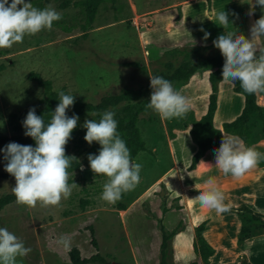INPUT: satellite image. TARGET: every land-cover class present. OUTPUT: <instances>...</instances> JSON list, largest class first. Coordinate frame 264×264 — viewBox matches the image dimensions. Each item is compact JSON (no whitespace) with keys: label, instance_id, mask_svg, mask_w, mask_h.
<instances>
[{"label":"rangeland","instance_id":"rangeland-1","mask_svg":"<svg viewBox=\"0 0 264 264\" xmlns=\"http://www.w3.org/2000/svg\"><path fill=\"white\" fill-rule=\"evenodd\" d=\"M63 1L31 0L40 9L51 5L62 14V19L54 22L50 31L26 35L22 43L0 48L5 52L0 58V65L4 66L0 71V136L14 134L9 124L11 114L21 115L42 106L43 90L28 79L30 72L50 81L54 91L64 89L90 104H97L105 96L117 95L123 89L144 87L150 89V102V76L174 70L183 61L176 52L193 51V59L211 55L207 48L213 43L203 45L202 42L208 43L227 31L249 36L251 25L264 15L259 6L254 15L247 14L253 0H117L100 5L92 25L84 31L85 16L72 5L77 0H69L71 3L65 8L61 7ZM222 11L230 13L232 23L227 29L217 19ZM205 32L210 33L207 40ZM187 37L191 39L185 41ZM256 43L263 48L264 37ZM195 77L202 82L207 72ZM199 84L198 99L193 105L195 112L208 103L204 102L205 89H208L207 99L210 93L207 82ZM173 86L177 91L184 87L178 83ZM259 94L264 97V93ZM141 104L131 105L138 108ZM242 106L243 96L233 92L232 82H222L214 126L218 128L234 120ZM109 111L115 112L116 119V109ZM92 116L79 120L67 144L70 154L80 162L81 170H89L90 178L83 179L78 171L71 173L69 183L78 186L59 206L40 207L38 204L30 208L14 202L0 211V227L7 228L32 249L26 257H18L17 264H73L72 260L89 259L95 254L106 263L87 264H159L160 245L165 237L168 239L166 264H201L200 259H196L195 228L203 222L202 236L218 248L214 249L208 264H264V174L255 185L232 192L218 189L229 182L221 178V174L215 177L213 185L202 186V191L213 187L222 191L226 196L224 203L235 210L242 206L253 208L251 214H244L248 218L245 225L250 226L251 234L258 235L237 242L239 229L244 224L240 215L231 210L217 214L204 207L200 208V213L193 199L198 195L193 185H187L184 191L180 188L178 179L190 172L188 167H182L188 156L189 134L178 135L176 153L180 163L177 167L166 124L164 137L169 142L160 138L159 130L149 128L143 116L138 127L151 154L146 152L147 156L134 160L142 165L138 186L127 192L123 201L110 204L101 198L108 178L94 174L88 161V155H98L101 147L96 142L89 145L84 139L87 130L83 124ZM195 118L194 111L189 110L183 118L166 121L176 137L177 132L186 129ZM6 145L0 146V150ZM2 153L0 151V196L12 192L16 184L15 178L4 170L6 162L2 160ZM190 179L200 181L195 177ZM61 236L71 240L70 248L57 243ZM92 237L97 248L92 245ZM231 239H235L234 245L228 243Z\"/></svg>","mask_w":264,"mask_h":264},{"label":"clouds","instance_id":"clouds-1","mask_svg":"<svg viewBox=\"0 0 264 264\" xmlns=\"http://www.w3.org/2000/svg\"><path fill=\"white\" fill-rule=\"evenodd\" d=\"M257 6L264 11V0H253L248 15H254ZM229 16L226 11L217 16L224 29L231 22ZM61 19L62 14L51 5L40 9L31 0H0V48L22 43L26 35L50 31L54 22ZM209 36L210 33L205 32L204 39ZM261 37H264V15L251 25L249 36L227 31L213 41L224 57L222 82L239 81L245 93H264V48L256 43ZM150 87L152 91L147 108L161 119L183 118L189 112V99L177 91L171 81L162 76H150ZM59 101L49 123L45 124L44 117L37 115L35 108H31L22 121L25 136L31 137L35 146L10 142L0 150L6 161L4 170L15 178L12 191L19 205L30 208H36L38 204L40 207L59 206L78 186L69 183L68 171L77 158L66 155V145L79 122L78 115L67 114L68 109L74 106L75 96L61 91ZM83 127L87 130L85 141L89 145L96 142L101 146L98 155H88L92 172L108 178L101 198L115 204L124 193L138 186L142 165L133 160L130 149L117 131L118 121L114 111L104 112L99 121L85 120ZM214 153L215 166L223 174L230 173L234 178L244 176L264 158L254 148H245L238 139L224 135ZM214 182V178L206 181L208 185ZM195 188L199 194L193 199L201 207L214 210L217 214L231 210V205L224 203L226 196L222 191L214 187L201 191L199 185ZM57 243L64 248L71 247V240L65 236H61ZM31 251L22 239L7 228L0 227V264H17L18 257H26Z\"/></svg>","mask_w":264,"mask_h":264},{"label":"trees","instance_id":"trees-1","mask_svg":"<svg viewBox=\"0 0 264 264\" xmlns=\"http://www.w3.org/2000/svg\"><path fill=\"white\" fill-rule=\"evenodd\" d=\"M117 0H77L72 3L73 7L78 8L80 13L85 16L86 26L83 27L84 31L90 27L94 21L98 7L102 4H113ZM71 2L65 0L62 2L61 7H67ZM89 29V28H88ZM264 48V47H263ZM207 50H211V55L198 56L193 59L195 52L187 49H181L177 55L183 58V61L171 70L169 74L159 75L174 83H178L181 86L188 84L192 77L198 76L203 72H207V81L209 84V96L207 103V110L198 120H192L190 123L191 127L189 135L192 142L196 146V152L191 157L188 171H192L196 168V165L205 157L207 153L215 156L214 149L218 148L221 144L222 133L231 135L238 138L245 148L251 147L257 139H264V110L257 103L256 94H248L243 91L239 81L232 82V90L234 93L243 96V108L241 113L232 121L225 122L222 124V129L219 130L214 126V116L217 110V99H218V86L222 82V68L224 64V57L215 48L214 44H211ZM5 56V52L0 50V58ZM132 66H138L137 63H131ZM4 70V66L0 65V71ZM28 79L35 82L38 87L42 88L44 98L42 100V106L36 110V114L44 117L45 124L51 121L53 112L59 104V92L63 91L65 94H69L66 90L54 91L50 81L43 79L39 74L30 72ZM149 87L138 88V89H123L117 95H108L103 97L97 104H90L83 102L81 99L75 97L74 106L68 109L67 114L69 116L78 115L79 120L84 119L87 115H93L96 121L101 119V115L109 110L116 109L121 106L131 105L137 102H142L141 106L136 108L130 115L124 124L118 126L117 131L119 132L122 139L125 140L127 147L130 149L133 160L137 158L140 152H151L147 149L145 141L141 135L140 129L137 126L138 118L141 113L148 111L147 103L149 102ZM29 111V110H28ZM28 111L21 115L11 114L9 116V124L13 131L12 136H0V146L8 144L10 142H16L23 145L35 146V141L31 137L25 136V129L22 121L26 118ZM168 137L170 140L175 138V134L172 129L168 126L166 119H164ZM98 144V143H97ZM99 145V144H98ZM66 155L72 156L69 152V146L66 145ZM2 160L3 153L1 154ZM69 173L80 172L83 179L90 178V172L88 169L81 170V164L76 159L71 163V167L68 169ZM126 193L122 195L124 198ZM16 202V197L12 192L0 196V211ZM253 208L242 206L238 209H231L235 211L236 215H240L241 225L237 242L242 239L243 242L258 234L250 233V226L245 225L247 216L244 214H251ZM264 227V225H263ZM204 231V222L195 228L196 244L195 253L199 256L201 264H208L209 259L214 254L213 247L205 240L202 236ZM93 235V231H92ZM173 235V234H171ZM240 237V238H239ZM167 238L165 237L160 245V263L166 264V247ZM92 245L97 248V242L92 237ZM242 242V243H243ZM240 244V243H239ZM101 262L106 263L105 259L99 254H95L89 259L84 260H72L73 264H87L90 262ZM191 264H199L193 262ZM245 264V263H243Z\"/></svg>","mask_w":264,"mask_h":264},{"label":"crops","instance_id":"crops-1","mask_svg":"<svg viewBox=\"0 0 264 264\" xmlns=\"http://www.w3.org/2000/svg\"><path fill=\"white\" fill-rule=\"evenodd\" d=\"M247 14H248V12H247ZM245 18H247V17H245ZM184 21H185V17H184ZM178 27L175 26V28H178ZM177 31H179V30H177ZM187 38L185 39V41L186 40H189L190 37H187ZM215 39L210 40L208 43H204V42H202V43H203V45L204 44L205 45L211 44V43H213V41ZM193 40L194 41H200V40H198L196 38H194ZM161 42H164V41H161ZM204 82H207L208 83L207 78H204L203 81L200 82L196 77H192L190 79V81L188 82V84L185 85L184 87H182L183 90L180 91L181 94L184 95V96H186L189 99V101H190V105H191L190 110L194 111V116L196 117L194 120H198L202 115L205 114V112L207 110V106H206L207 104H205L198 112H195V107L193 106L196 103L197 99H198L197 97L199 95V88H200V84L199 83H201V84L203 83V85H204ZM221 83L222 82L219 83L218 92H219V87H220ZM203 87L205 88V86H203ZM205 91H206V94L204 95L205 96L204 97V100H205L204 102L206 103V102H208V99H207L208 89L206 88ZM256 96H257V103L264 110V102H262V100H263L264 97L261 94H259V93H256ZM261 98H262V100H261ZM136 107L137 106H133V105H125V106H121V107L116 108V120L118 121V126L121 125V124H124L125 122H127L128 118H129V115L136 109ZM217 108H218V99H217ZM242 108H243V106L241 107V110H242ZM216 112H217V110H216ZM240 113H241V111H240ZM143 116L145 118V122L148 123L149 128L151 127L154 130H159V132H160V138L166 140V142H169L168 141V138L166 139L164 137V135H166L165 134L166 131H165V128H164V124H165L164 123V119H161L160 116L156 112L153 113V110L148 109V111L143 112V113L140 114V116L138 118L137 126L139 125V121H140L141 117H143ZM214 118H215V116H214ZM92 119L95 120V118H93V116H92ZM190 127H191L190 124L186 125V129H184V130L181 129L180 131H178L176 137L172 141L169 142L170 143L169 145H170V148H171V154H172V157L173 158L175 157L174 159H175V161L177 163V167H178V165L180 163V161L177 159L178 156H177V153H176V142H178L177 141V138H178V135L180 133H183L184 132L186 134H189ZM217 129L221 130L222 129V126H218ZM223 135L225 137H233L231 135H227L225 133H222V139H223ZM222 139H221V141H222ZM236 139H238V138H236ZM178 140H179V138H178ZM191 141H190L189 138L186 141V143L188 145V150L189 151H188V156H186L187 157L186 158V162L182 165L183 168L188 167L190 165L191 157L196 152V146ZM251 147L254 148L257 152L261 153L262 154V157H264V139H257L256 142L251 145ZM147 149L149 150L148 147H147ZM145 154H146V152H140L136 159H139L140 156H142V155L147 156ZM215 163H216L215 156H212L210 153H207L205 155V157L196 165V168L195 169H193L192 171H190L186 176H182L180 179H178L181 190L184 191V189H186L188 187L187 185H193L191 187L194 189V191H197V194H199V190H197L195 188V185H199V188L202 191V188H203L202 186L206 183V181L208 180V178H214L215 179V177H218L219 174H221V178H224L225 180L227 179L229 182H228V185H226V186H221V187L218 186V189H220L222 191H226V192H232L234 190H240V189L248 188V187H251L252 185H255L262 178V176L264 174V158H262L260 160V162L258 163V165L256 166V168L250 170L249 172H247L244 176H242L240 178H234L230 173L228 175L223 174L215 166ZM204 169H206V170L204 171ZM193 177L198 178L200 181L199 182H192L190 178H193ZM143 191H144V189L141 190V193L138 194L134 198V200L132 201V203L134 201H136V199L143 193ZM124 198H125V196H124ZM123 199L120 200V201H123ZM196 204L198 205L197 206L198 207V210L201 213V209H200L201 206H200L199 202L197 201ZM184 209L186 210V207ZM231 209H233V208H231ZM259 210H262V209H259ZM120 213L121 214H124L123 211H120ZM229 215H231V214L229 213ZM231 216L235 217L236 215H231ZM230 242L233 243V245H234L235 239H233V240L231 239V240L228 241V243H230ZM213 249H216V251H217L218 248H216L215 246H213ZM196 259L198 261V259H200L199 256Z\"/></svg>","mask_w":264,"mask_h":264},{"label":"water","instance_id":"water-1","mask_svg":"<svg viewBox=\"0 0 264 264\" xmlns=\"http://www.w3.org/2000/svg\"><path fill=\"white\" fill-rule=\"evenodd\" d=\"M110 264H123V263H117V262H114V263H110Z\"/></svg>","mask_w":264,"mask_h":264}]
</instances>
